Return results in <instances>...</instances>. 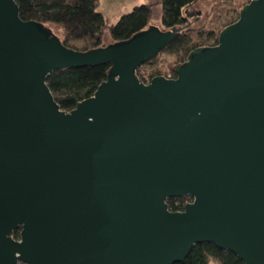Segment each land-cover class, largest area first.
<instances>
[{
	"label": "water",
	"instance_id": "water-1",
	"mask_svg": "<svg viewBox=\"0 0 264 264\" xmlns=\"http://www.w3.org/2000/svg\"><path fill=\"white\" fill-rule=\"evenodd\" d=\"M180 33L156 19L76 51L0 0V264H177L202 243L264 264V0L176 78L142 82ZM106 64L95 94L62 110L48 77Z\"/></svg>",
	"mask_w": 264,
	"mask_h": 264
},
{
	"label": "trees",
	"instance_id": "trees-1",
	"mask_svg": "<svg viewBox=\"0 0 264 264\" xmlns=\"http://www.w3.org/2000/svg\"><path fill=\"white\" fill-rule=\"evenodd\" d=\"M24 21L39 25L60 26L65 38L62 44L76 51H90L105 48L111 44L125 43L147 31L151 26L153 8L140 5L123 15L116 24H108L103 14L98 12L99 0H15ZM199 0H162L163 24L166 31L181 29L179 37L155 58L142 64L135 72L144 83L157 76L176 78L175 68L185 64L191 54L200 47L212 48L218 45L220 32L235 23L242 9L252 0H214L213 9L203 27L193 28L202 14L196 9ZM244 2V4H242ZM240 10L236 21L219 26V16L229 11ZM109 34L112 43L105 41ZM163 55L175 59L172 75L163 74L153 68ZM111 65L97 67L69 68L53 72L47 84L61 109L72 111L79 102L91 98L99 85L109 77ZM193 198H171L167 201L173 212L184 211ZM20 231L14 233L18 238ZM177 264H245L235 254L217 248L212 243L197 244L187 259Z\"/></svg>",
	"mask_w": 264,
	"mask_h": 264
},
{
	"label": "rangeland",
	"instance_id": "rangeland-1",
	"mask_svg": "<svg viewBox=\"0 0 264 264\" xmlns=\"http://www.w3.org/2000/svg\"><path fill=\"white\" fill-rule=\"evenodd\" d=\"M244 4V2L242 3ZM140 5H151L153 8V18L152 20H159V24L163 29L166 30L163 24V9L161 6V0H99L98 12L103 14L108 24H116L119 19L128 13H130L135 7ZM214 6V0H199L196 9L201 12L202 18L198 23L193 24V28L203 27L207 18L209 17ZM239 8L234 11H229L227 14H221L219 16V26L224 23H230L236 21L239 17ZM50 25L54 34L60 38L63 42L65 38V33L63 29L55 24ZM105 41L112 43L111 36L107 33L105 36ZM175 59L168 55H163L161 59L157 62L154 69L163 74L172 75L171 70L174 68Z\"/></svg>",
	"mask_w": 264,
	"mask_h": 264
},
{
	"label": "crops",
	"instance_id": "crops-1",
	"mask_svg": "<svg viewBox=\"0 0 264 264\" xmlns=\"http://www.w3.org/2000/svg\"><path fill=\"white\" fill-rule=\"evenodd\" d=\"M162 1V0H161ZM107 44H109L108 42H106Z\"/></svg>",
	"mask_w": 264,
	"mask_h": 264
}]
</instances>
